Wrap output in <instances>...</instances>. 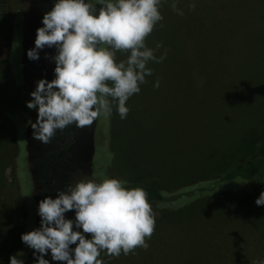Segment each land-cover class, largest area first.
Masks as SVG:
<instances>
[{"label":"rangeland","instance_id":"1","mask_svg":"<svg viewBox=\"0 0 264 264\" xmlns=\"http://www.w3.org/2000/svg\"><path fill=\"white\" fill-rule=\"evenodd\" d=\"M5 2L14 30L11 75L5 78L0 71V97L28 101L38 80L54 78V48L40 50L34 61L26 56L53 4L0 0V32ZM171 3L161 0L163 19L145 38L164 59L147 64L152 75L126 102L125 119L113 104L110 117L70 125L44 144L32 138L35 110L0 113L2 264L19 253L24 264H34L33 250L20 236L39 227L38 202L54 198L57 189L106 177L171 189L213 179L264 155V142L240 143L250 130L264 134V0H176L183 15ZM4 49L0 46V59ZM128 55L117 51L116 61ZM223 193L214 199L192 197L185 204L175 199L150 204L155 227L145 238L148 248L118 257L102 251L98 259L104 264H264L260 206L237 205V192Z\"/></svg>","mask_w":264,"mask_h":264},{"label":"clouds","instance_id":"2","mask_svg":"<svg viewBox=\"0 0 264 264\" xmlns=\"http://www.w3.org/2000/svg\"><path fill=\"white\" fill-rule=\"evenodd\" d=\"M160 4L161 0H55L36 29L34 47L26 52L33 61L45 47L56 53L54 78L38 80L26 102L37 113L30 125L32 138L47 144L70 125L83 127L100 116L110 117L113 104L120 118H126V102L152 75L147 64L164 59L145 44L163 19ZM171 7L183 15L176 0ZM117 51H128L127 59L117 62ZM158 86L157 80L154 87ZM126 185L117 178L80 180L57 189L54 198L40 200L39 227L20 236L33 250L34 264H50L46 255L62 264H104L98 259L102 251L118 257L137 247L147 249L145 238L155 227L153 210L143 188ZM254 203L264 205V191ZM69 211L72 218H66ZM22 255L9 256L8 264H24Z\"/></svg>","mask_w":264,"mask_h":264},{"label":"trees","instance_id":"3","mask_svg":"<svg viewBox=\"0 0 264 264\" xmlns=\"http://www.w3.org/2000/svg\"><path fill=\"white\" fill-rule=\"evenodd\" d=\"M49 1L52 4L55 2V0ZM1 9H5V22L2 23V31L0 32V46L5 49L4 56L0 59V71L5 78H9L11 72L8 59L14 25L10 21H7L8 17H10V12L6 6V2L1 4ZM26 102L9 97H0V113L12 110H30L26 107ZM263 142V133L250 130L242 137L240 143L247 146L251 143L262 144ZM126 187L143 188L147 192L148 201L151 205L161 203L165 199H175L176 203L185 204L192 197L214 199L224 194L223 192L231 193L234 191L238 193V196L234 198L235 204L244 207L250 206L259 197V194L264 191V155L245 160L233 168L218 173L213 179H203L193 183L189 182L171 189L146 185L137 180L127 181ZM260 208L264 215V205H261ZM71 247H74V245ZM50 264H62V262L50 259Z\"/></svg>","mask_w":264,"mask_h":264},{"label":"flooded vegetation","instance_id":"4","mask_svg":"<svg viewBox=\"0 0 264 264\" xmlns=\"http://www.w3.org/2000/svg\"><path fill=\"white\" fill-rule=\"evenodd\" d=\"M90 165H91V162H90ZM91 170H92V169H91ZM94 179H95V178H94ZM95 180L98 181L97 178H96ZM49 258H50V255H49ZM50 259H51V258H50ZM50 259H49V262H50Z\"/></svg>","mask_w":264,"mask_h":264}]
</instances>
